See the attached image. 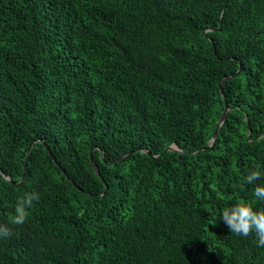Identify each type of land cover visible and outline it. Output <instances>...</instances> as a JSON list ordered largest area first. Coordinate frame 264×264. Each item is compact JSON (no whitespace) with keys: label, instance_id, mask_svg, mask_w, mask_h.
Here are the masks:
<instances>
[{"label":"trees","instance_id":"1","mask_svg":"<svg viewBox=\"0 0 264 264\" xmlns=\"http://www.w3.org/2000/svg\"><path fill=\"white\" fill-rule=\"evenodd\" d=\"M257 168L264 0H0V264H264Z\"/></svg>","mask_w":264,"mask_h":264},{"label":"clouds","instance_id":"2","mask_svg":"<svg viewBox=\"0 0 264 264\" xmlns=\"http://www.w3.org/2000/svg\"><path fill=\"white\" fill-rule=\"evenodd\" d=\"M262 172L251 169L244 177V184L252 186L253 199H238L234 203L220 208V221H222L231 234L247 238L254 235L256 246L264 248V208H259L254 201H264V180ZM40 193L25 191L15 203V215L10 223L22 225L26 222L27 211L40 201ZM13 235L10 228L0 225V239H7Z\"/></svg>","mask_w":264,"mask_h":264},{"label":"water","instance_id":"3","mask_svg":"<svg viewBox=\"0 0 264 264\" xmlns=\"http://www.w3.org/2000/svg\"><path fill=\"white\" fill-rule=\"evenodd\" d=\"M228 112H229V110H228V108H227V109L225 110L223 116L221 117V120H220V123H219V126H218L217 130H216L215 133H214V136H213V139H212V146H211V147H208V148H212V147L214 146V144H215V142H216V140H217V138H218L219 132H220V130H221L223 124L225 123V120H226V117H227ZM34 145H35V143H33V144L30 146L29 150H28L27 158H26V163H25V166H24V175H23V179H22L21 183H24L25 180H26L29 156H30L31 150L33 149ZM167 151H179V152H180V149L178 148V146L173 145V146L169 147V148L167 149ZM149 154H150V153H149ZM125 157H126V155L123 156L121 159H123V158H125ZM155 158H157V156H155ZM121 159H119V160H121ZM104 160H105V158H104ZM91 161H92L93 168H94L95 171L98 173V175L101 176L99 170L97 169L96 165H95L94 162H93L92 154H91ZM114 163H115V162H114ZM114 163H113V164H114ZM2 174H3V173H2ZM3 175H4V174H3ZM4 176H5V175H4ZM7 180L11 181V179H10L9 177H7ZM21 183H20V184H21Z\"/></svg>","mask_w":264,"mask_h":264}]
</instances>
